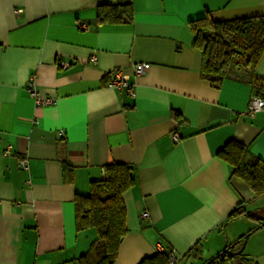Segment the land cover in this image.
I'll list each match as a JSON object with an SVG mask.
<instances>
[{
    "label": "crops",
    "instance_id": "0c3cea01",
    "mask_svg": "<svg viewBox=\"0 0 264 264\" xmlns=\"http://www.w3.org/2000/svg\"><path fill=\"white\" fill-rule=\"evenodd\" d=\"M105 1L0 0V264H80L98 243L94 229L76 230L74 200L110 163L135 176L122 196L128 232L114 264H139L158 246L176 264H204L246 235L227 264H264L262 242L250 244L264 196L217 157L233 140L264 162V110L242 115L256 97L247 69L214 86L201 76L190 28L206 14L264 16V0H130L127 25L97 23ZM139 64L150 69L137 77ZM117 71L134 98L110 88ZM254 75L264 89V55ZM31 80L54 105L36 107ZM239 206L254 219L229 220Z\"/></svg>",
    "mask_w": 264,
    "mask_h": 264
},
{
    "label": "trees",
    "instance_id": "16d2710c",
    "mask_svg": "<svg viewBox=\"0 0 264 264\" xmlns=\"http://www.w3.org/2000/svg\"><path fill=\"white\" fill-rule=\"evenodd\" d=\"M98 24L127 25L133 21L130 0H106L98 8ZM192 48L202 57L201 76L211 85H219L231 69L250 71L255 96L264 99V89L254 75L255 67L264 55V16L215 22L206 14L190 23ZM217 157L231 167V176L244 181L256 197L264 196V162L253 156L246 146L227 142ZM66 181L71 180L72 169L64 166ZM135 185L133 169L124 164L110 163L104 167V176L90 183L87 196H76L75 226L77 231L94 229L97 245L82 256L80 264H114L121 241L126 236V210L122 196ZM246 216L241 206L229 220ZM264 226V220L258 228ZM238 242L234 246H240ZM230 247H226L229 249ZM234 247L231 246L230 251ZM170 252H158L139 264H168ZM192 256H197L193 251ZM232 257L224 250L210 264H227Z\"/></svg>",
    "mask_w": 264,
    "mask_h": 264
},
{
    "label": "built area",
    "instance_id": "2783aa9c",
    "mask_svg": "<svg viewBox=\"0 0 264 264\" xmlns=\"http://www.w3.org/2000/svg\"><path fill=\"white\" fill-rule=\"evenodd\" d=\"M93 61L95 59H92ZM57 66L60 69H65L68 67V64L65 62H61L59 61L57 63ZM150 69V65L149 64H139L136 65L135 67H133L132 71H133V75L134 76H141L143 75L145 72H147ZM110 88L112 89H116V90H120V91H124L125 95L129 98H134L135 97V93H134V89L133 86L129 83V78L127 75H125L123 72L121 71H117L114 73L112 81L109 83ZM27 92L29 94V96L34 100V103L36 105V107H41V106H51L55 104V100L52 99H41L38 96L37 93V89L36 86L34 85V82L31 80L28 85H27ZM262 110H264V99L259 98V97H252L250 99V102L248 104L247 110L242 114L243 117H252L254 114L261 112ZM172 139L174 141L178 140V135L177 134H173L172 135ZM5 154H8L5 153ZM18 166L20 169L27 171L28 170V160L27 158H22L20 159ZM142 219H146L147 218V214H143L141 216ZM157 251L158 252H164V248L162 246H158L157 247ZM177 260L176 258L173 256L172 253H170L169 255V260H168V264H176Z\"/></svg>",
    "mask_w": 264,
    "mask_h": 264
},
{
    "label": "water",
    "instance_id": "95a60500",
    "mask_svg": "<svg viewBox=\"0 0 264 264\" xmlns=\"http://www.w3.org/2000/svg\"><path fill=\"white\" fill-rule=\"evenodd\" d=\"M247 240H248V235L244 236L243 241H242V243H241L240 248L238 249V251H230L231 246L234 247V245H231V246H229V247H230L229 249H226V248H225L224 250L227 251V255H228L229 257H237V256H239V255L242 254V252H243V250H244V248H245V246H246V242H247ZM224 250H223V251H224ZM221 252H222V251H221ZM221 252H220L219 254H221ZM219 254H218V255H219ZM216 257H217V255H216L215 257H213L212 259H214V258H216ZM200 259H202V258H200ZM212 259H210L208 262H206V263H204V264H210V262H211Z\"/></svg>",
    "mask_w": 264,
    "mask_h": 264
},
{
    "label": "rangeland",
    "instance_id": "374dc122",
    "mask_svg": "<svg viewBox=\"0 0 264 264\" xmlns=\"http://www.w3.org/2000/svg\"><path fill=\"white\" fill-rule=\"evenodd\" d=\"M262 218H264V212L262 213ZM258 226L255 227V231L254 233L252 234V238H251V241H250V244L251 242L253 241V239L259 243V242H262V244L264 245V226L257 229ZM249 240V238H248ZM248 242V241H247ZM246 247H247V243H246ZM258 251V250H257ZM264 255V254H263ZM264 257V256H263ZM179 264V263H178ZM181 264H184V263H181Z\"/></svg>",
    "mask_w": 264,
    "mask_h": 264
}]
</instances>
